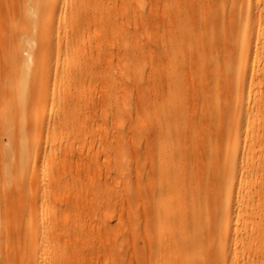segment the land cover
Returning <instances> with one entry per match:
<instances>
[{
  "label": "bare ground",
  "instance_id": "6f19581e",
  "mask_svg": "<svg viewBox=\"0 0 264 264\" xmlns=\"http://www.w3.org/2000/svg\"><path fill=\"white\" fill-rule=\"evenodd\" d=\"M88 2L0 0V55L17 68L4 84L15 100L18 129H10L8 140L16 147L19 171L30 162L24 127L27 122L36 129L49 126L42 113L50 101L45 87L60 76L58 64L49 66L39 56L54 49L64 54L62 75L68 86L59 94L64 100L62 120L73 118L80 105L96 101L79 90L98 78L100 63L92 60L93 53L105 64L122 59L124 71L131 69L126 41L122 50L93 45L90 30L104 19L102 3L85 6ZM170 2L164 39L148 44L164 62L150 74L153 94L160 100L147 103L145 264L264 261V65L249 59L250 53L264 59V19L257 18L264 0H242L240 6L235 0ZM216 2L222 4L221 13L212 4ZM124 4L121 0L119 5ZM130 34L126 30L124 40ZM99 80L109 85L118 78L107 72ZM40 81L43 93L33 101L31 92ZM121 151L111 150L116 167L125 164ZM36 161L34 154V166ZM46 208L0 221V248L7 244L9 229L10 239L25 246L18 264H62L56 248L49 262L40 252L55 239L45 230L50 227L55 233L63 224L54 207Z\"/></svg>",
  "mask_w": 264,
  "mask_h": 264
},
{
  "label": "rangeland",
  "instance_id": "374dc122",
  "mask_svg": "<svg viewBox=\"0 0 264 264\" xmlns=\"http://www.w3.org/2000/svg\"><path fill=\"white\" fill-rule=\"evenodd\" d=\"M94 1L89 0L85 6H98L101 2L104 21L90 30L94 32L93 45L122 50L126 41L131 69L124 71L122 59L105 64L93 53L92 60L100 63L98 78L79 90L92 94L96 101L80 105L73 118L62 120L59 116L64 100L59 94L68 86L62 75L64 54H57L54 49L39 56L48 59L49 66L58 64L60 76L45 87L50 101L42 113L49 118V126L36 129L27 122L24 127L25 156L30 162L20 171L13 157L16 147L8 140L10 129H18L16 107L12 108L15 100L11 98L12 89L4 84L17 68L0 55V221L8 222L15 215L41 207H54L63 224L55 233L50 227L45 230L46 235L55 236L51 246L45 245L40 251L48 262L56 248L62 264H145L149 256L144 215L148 177L146 128L150 117L147 103L160 100L157 93L153 94L150 74L153 68L160 71L164 62L148 44H160L164 39L165 8L171 2L124 0V6H120L121 0ZM235 1L239 6L243 4L242 0ZM212 4L221 13L222 4ZM259 16L264 19V11ZM141 20H145L144 27ZM126 30L131 34L124 40ZM251 57L256 65H264L262 56L256 58L250 53ZM107 72L118 81L109 85L101 82L99 79ZM260 83L263 85L264 80ZM43 89L40 81L31 92L33 101ZM113 148L124 149L122 167L114 165ZM8 233L7 244L0 248V264H18L25 246L14 237L10 239L12 230Z\"/></svg>",
  "mask_w": 264,
  "mask_h": 264
}]
</instances>
